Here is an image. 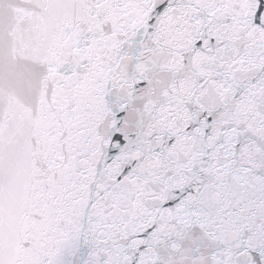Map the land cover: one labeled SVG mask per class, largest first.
<instances>
[{
    "label": "snow or ice",
    "instance_id": "6c2138e0",
    "mask_svg": "<svg viewBox=\"0 0 264 264\" xmlns=\"http://www.w3.org/2000/svg\"><path fill=\"white\" fill-rule=\"evenodd\" d=\"M0 264H264V0H0Z\"/></svg>",
    "mask_w": 264,
    "mask_h": 264
}]
</instances>
